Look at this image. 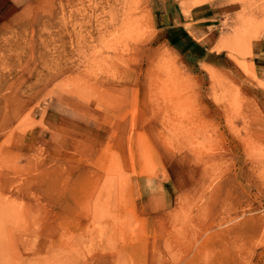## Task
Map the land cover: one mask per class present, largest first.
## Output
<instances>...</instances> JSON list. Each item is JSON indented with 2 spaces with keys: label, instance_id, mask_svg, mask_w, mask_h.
<instances>
[{
  "label": "rangeland",
  "instance_id": "rangeland-1",
  "mask_svg": "<svg viewBox=\"0 0 264 264\" xmlns=\"http://www.w3.org/2000/svg\"><path fill=\"white\" fill-rule=\"evenodd\" d=\"M201 6L240 71L168 44ZM256 40L264 0H0V264H264Z\"/></svg>",
  "mask_w": 264,
  "mask_h": 264
},
{
  "label": "crops",
  "instance_id": "crops-1",
  "mask_svg": "<svg viewBox=\"0 0 264 264\" xmlns=\"http://www.w3.org/2000/svg\"><path fill=\"white\" fill-rule=\"evenodd\" d=\"M203 7L205 6L193 9V13L190 11L189 17L184 16L182 11L172 15V20L168 23L171 33L168 44L183 54L194 66H199V69H209L218 74H226L230 69L240 71L235 62L225 60L228 57L225 50L218 51L221 38H215L213 35L215 27L209 25L214 14L213 9L209 6ZM226 63L228 67H232L227 69ZM247 64L252 75L251 86L255 89L256 95L263 97L264 101V42L256 40L250 44V59Z\"/></svg>",
  "mask_w": 264,
  "mask_h": 264
}]
</instances>
